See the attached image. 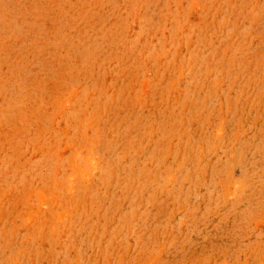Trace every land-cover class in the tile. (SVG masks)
I'll use <instances>...</instances> for the list:
<instances>
[{
  "label": "rangeland",
  "instance_id": "obj_1",
  "mask_svg": "<svg viewBox=\"0 0 264 264\" xmlns=\"http://www.w3.org/2000/svg\"><path fill=\"white\" fill-rule=\"evenodd\" d=\"M0 264H264V0H0Z\"/></svg>",
  "mask_w": 264,
  "mask_h": 264
}]
</instances>
